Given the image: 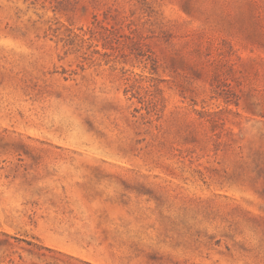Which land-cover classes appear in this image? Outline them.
<instances>
[{"label": "rangeland", "instance_id": "1", "mask_svg": "<svg viewBox=\"0 0 264 264\" xmlns=\"http://www.w3.org/2000/svg\"><path fill=\"white\" fill-rule=\"evenodd\" d=\"M0 264H264V0H0Z\"/></svg>", "mask_w": 264, "mask_h": 264}]
</instances>
